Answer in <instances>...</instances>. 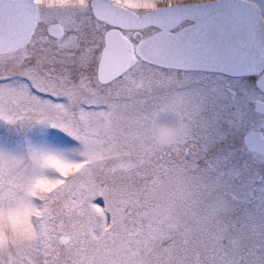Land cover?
Segmentation results:
<instances>
[{"label": "snow or ice", "instance_id": "snow-or-ice-1", "mask_svg": "<svg viewBox=\"0 0 264 264\" xmlns=\"http://www.w3.org/2000/svg\"><path fill=\"white\" fill-rule=\"evenodd\" d=\"M0 264H264V0H0Z\"/></svg>", "mask_w": 264, "mask_h": 264}]
</instances>
